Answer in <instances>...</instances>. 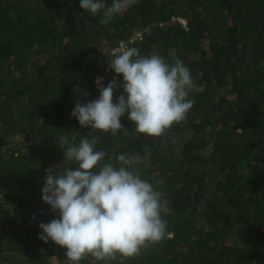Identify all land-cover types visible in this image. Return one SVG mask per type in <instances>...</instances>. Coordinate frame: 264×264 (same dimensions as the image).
<instances>
[{
  "label": "trees",
  "instance_id": "1",
  "mask_svg": "<svg viewBox=\"0 0 264 264\" xmlns=\"http://www.w3.org/2000/svg\"><path fill=\"white\" fill-rule=\"evenodd\" d=\"M101 18L80 0H0V264H70L39 239V224L60 218L42 200L46 170L78 168L61 136L96 137L101 165L139 157L125 167L161 193L167 222L136 256L79 264H264V0H137ZM121 44L191 71L195 103L161 136L137 132L127 113L116 135L71 115L100 97L97 77L106 87L117 76L109 56ZM117 78L113 103L125 94Z\"/></svg>",
  "mask_w": 264,
  "mask_h": 264
},
{
  "label": "clouds",
  "instance_id": "2",
  "mask_svg": "<svg viewBox=\"0 0 264 264\" xmlns=\"http://www.w3.org/2000/svg\"><path fill=\"white\" fill-rule=\"evenodd\" d=\"M137 3V0H80V6L93 15L102 13L99 23L107 25L114 17ZM108 70L117 74L105 87L97 77L100 97L87 103L77 102L71 115L81 127H91L113 135L125 130L121 117L126 113L135 122L136 131L161 136L174 123L186 119L195 101L188 99L196 89L190 69L174 58L169 64L155 51L141 55L137 47L117 48L109 56ZM123 90L113 103L114 90ZM65 160L78 164L62 171L46 170L42 200L59 219L41 222L39 239H49L67 249L70 264H79L91 255L97 260L115 259L117 254L132 257L149 243H158L167 234V222L161 217V193L129 167L140 158L120 154L121 166L101 165L105 153L96 150L98 139L83 138L74 146L67 137L57 138ZM99 166L98 171H94ZM160 183H163L161 181ZM35 219V216L33 217Z\"/></svg>",
  "mask_w": 264,
  "mask_h": 264
},
{
  "label": "rangeland",
  "instance_id": "3",
  "mask_svg": "<svg viewBox=\"0 0 264 264\" xmlns=\"http://www.w3.org/2000/svg\"><path fill=\"white\" fill-rule=\"evenodd\" d=\"M140 34H135L134 36H139ZM119 48H121V49H125L126 47H125V45L124 44H121L120 46H119ZM115 50V49H114ZM113 52V51H112Z\"/></svg>",
  "mask_w": 264,
  "mask_h": 264
}]
</instances>
